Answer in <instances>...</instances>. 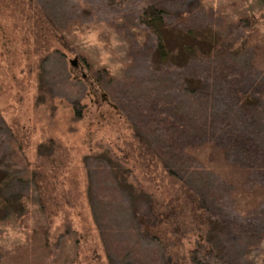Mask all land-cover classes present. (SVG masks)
I'll return each mask as SVG.
<instances>
[{
  "label": "rangeland",
  "instance_id": "374dc122",
  "mask_svg": "<svg viewBox=\"0 0 264 264\" xmlns=\"http://www.w3.org/2000/svg\"><path fill=\"white\" fill-rule=\"evenodd\" d=\"M148 4L174 11L168 20L183 30L226 33L240 18L255 15L260 19L252 39L264 47V0H0V264H110L94 206L121 264L131 255L137 264H190L191 251L202 244L185 205L190 193L182 192L190 179L186 186L168 175L163 160L142 154L133 123L142 125L152 143L161 142L162 156L174 162L178 127L198 140L203 126L221 129L230 121L231 133L234 122L255 138L262 132L253 125L260 113L245 123L231 113L230 100L264 81V56L251 62L246 55L242 62L234 55L240 44L233 42L216 61L195 58L183 69L158 70V40L141 22ZM75 58L78 66L71 63ZM186 79L202 80L198 94L185 92ZM75 99L84 106L81 120L74 119ZM181 103L184 118L178 115ZM108 156L157 200L177 205L173 223L149 227L155 241L138 234L126 195L108 175ZM97 157L104 160L101 166L91 161ZM188 157L181 172L191 177ZM222 185L211 184L210 195L218 212L235 217ZM11 192H24V213L6 200ZM232 236L231 242L227 230L221 238L231 248L228 261L248 264L242 239ZM125 245L131 247L128 257Z\"/></svg>",
  "mask_w": 264,
  "mask_h": 264
},
{
  "label": "trees",
  "instance_id": "16d2710c",
  "mask_svg": "<svg viewBox=\"0 0 264 264\" xmlns=\"http://www.w3.org/2000/svg\"><path fill=\"white\" fill-rule=\"evenodd\" d=\"M175 14L171 9L156 4H148L143 7L141 22L146 25V33L153 34L158 40L154 59L156 69L163 71L171 66L183 69L188 67L189 62L195 58L216 61L220 54L231 50L233 42L240 44V51H235L234 55L240 57L242 62L246 60V55L250 56L251 62L262 61L264 47L252 39V31L255 30L254 25L260 19L259 17L254 15L240 18L235 27L225 33L213 27L183 30L168 20ZM234 30L236 34H232ZM229 40L232 42L227 47ZM184 84L185 92L196 95L200 92L203 82L199 79H186ZM259 91H264L263 80L256 81L252 91L244 93L241 98H235V101L231 98L230 103L234 106L231 113L244 118L245 123L246 117H249L251 113H257V115L260 113L259 120L256 123H254L256 120L253 121V125H256L254 128L256 131L262 132L252 138L243 134L246 130L245 125L233 122V132L231 133L229 128L232 122L226 121L221 129L208 128L207 126L204 128L203 126L197 140L191 134L181 135L182 131L186 132L187 130L178 127V162H174L171 158H164L161 154L162 143H152L147 138L142 125L139 122H136L138 124L133 123L142 154L149 155L151 158L155 157L160 161L163 160L168 175L186 186V178L190 179L189 189L185 187L182 192L190 193L188 197L193 205L189 202H185V205H189L191 208L193 219L196 221V226L199 227L203 239L202 244L199 241L196 248L191 251L190 264H230L231 251L229 249L231 248L228 247V242L221 240L227 230L231 236V242L236 239L232 234L242 239V254L248 264H256L257 259L264 262V220L261 219V213H264V121L261 119V115L264 113V98ZM72 104L76 112L74 119L81 120L84 116V106L79 99H75ZM183 107L184 104L181 103L178 115L184 118ZM251 124L252 122L247 127ZM43 146L41 145L40 148ZM167 146L164 144L166 149ZM187 156L191 159L187 170L190 168L194 172L191 177H187L181 172V167L185 166L183 160ZM93 160L98 162L97 166L104 163V160L99 157L93 158L91 161ZM106 162L105 167L108 168L109 173H107L111 177L113 186L120 194L126 195V203L131 206L133 214L132 221L135 225L137 222L140 226L138 234L151 237V240L155 241L157 236L155 233H150L149 227L160 223H173V217L179 211H177V205H172L171 202H161L157 200L154 193L146 190L142 185H136L130 180L129 170L118 160L108 156ZM10 180L9 178L8 181ZM217 181L223 182L221 187L228 198L230 209L237 216H226L217 211L216 200L214 196L210 195L211 184L215 186ZM91 183L92 192L96 186L95 176L91 177ZM24 195V192H11L7 194L6 200H11L12 203L17 202V208L24 213ZM181 207L183 208V206ZM94 213L102 229L110 264H121L116 250L109 244L106 227L102 228L103 222L99 218L98 206H94ZM171 219L172 221H170ZM221 225L227 229L223 231L220 228ZM175 228L179 230L177 227ZM130 248L126 245L123 247L126 257L131 254ZM218 248L220 251L216 252ZM127 260L128 264L139 262L134 255L129 256ZM159 261L150 260L148 264H159Z\"/></svg>",
  "mask_w": 264,
  "mask_h": 264
},
{
  "label": "water",
  "instance_id": "95a60500",
  "mask_svg": "<svg viewBox=\"0 0 264 264\" xmlns=\"http://www.w3.org/2000/svg\"><path fill=\"white\" fill-rule=\"evenodd\" d=\"M71 63H72L74 66H77V65H78V58H75L74 60H72Z\"/></svg>",
  "mask_w": 264,
  "mask_h": 264
},
{
  "label": "flooded vegetation",
  "instance_id": "af4514ba",
  "mask_svg": "<svg viewBox=\"0 0 264 264\" xmlns=\"http://www.w3.org/2000/svg\"><path fill=\"white\" fill-rule=\"evenodd\" d=\"M78 66V65H77Z\"/></svg>",
  "mask_w": 264,
  "mask_h": 264
}]
</instances>
